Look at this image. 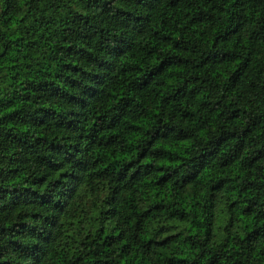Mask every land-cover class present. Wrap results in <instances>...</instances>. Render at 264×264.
<instances>
[{
    "label": "clouds",
    "instance_id": "9594fccd",
    "mask_svg": "<svg viewBox=\"0 0 264 264\" xmlns=\"http://www.w3.org/2000/svg\"><path fill=\"white\" fill-rule=\"evenodd\" d=\"M0 264H264V0H0Z\"/></svg>",
    "mask_w": 264,
    "mask_h": 264
}]
</instances>
